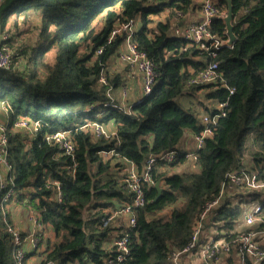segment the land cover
<instances>
[{"label":"trees","instance_id":"1","mask_svg":"<svg viewBox=\"0 0 264 264\" xmlns=\"http://www.w3.org/2000/svg\"><path fill=\"white\" fill-rule=\"evenodd\" d=\"M205 1L0 0L2 28L13 13L38 18L31 37L1 39L14 66L0 69V103L10 107L11 166L6 185L0 188V230L15 227L8 209L15 202L40 215L43 229L38 235L45 238L23 260L36 255L39 264H106L115 256L116 239L128 236L131 255L124 264H173L172 252L189 244L204 206L223 188L227 197L210 214L204 232L231 240L240 231L262 229L261 221L238 229L243 201L259 202L264 219V199L262 193L247 190L249 199L243 195L246 199L234 203L228 194L236 186H230L228 176L244 168L264 181V0H233L236 40L231 46L224 43L229 38L224 20L227 1L212 0L219 11L210 31L220 41L218 47L211 40L197 44L174 34L184 16L202 9ZM131 20L140 23L134 38L154 62L157 78L152 93L127 114L105 103L108 88L127 87L126 69L111 65L125 34H112ZM213 62L219 67L216 82L187 86ZM103 71L108 85L100 82ZM205 87L204 110L214 114L216 105L226 102V115L198 151V170L179 172L188 152L179 142L186 132L199 134L203 126L199 116L177 99ZM23 117L39 122L33 135L12 129ZM95 123H112L117 137H97ZM58 131H67L74 142L72 155L63 154L47 139ZM109 150L115 153L105 160L101 152ZM172 150L178 152L177 160L166 167L159 162L153 183L144 186L146 203L137 212L136 225L104 227L111 211L132 201L123 180L127 168L123 159L141 171L151 155ZM159 180L163 191L155 200ZM10 189L13 198L3 204ZM167 207L171 211L166 216H157ZM50 229L52 235L45 237ZM10 236L6 231L0 234V264H6L3 248ZM236 254L233 248L220 258L235 264ZM45 256L47 260L42 259Z\"/></svg>","mask_w":264,"mask_h":264},{"label":"built area","instance_id":"2","mask_svg":"<svg viewBox=\"0 0 264 264\" xmlns=\"http://www.w3.org/2000/svg\"><path fill=\"white\" fill-rule=\"evenodd\" d=\"M218 11V7L214 1L206 0L202 8L203 18L200 21L190 22L185 26H176L174 28V34L197 44L202 43L204 40H211L213 42L212 46L218 47L220 45V41L215 39L210 31L211 22L215 18V16L218 15ZM136 30L137 21L131 20L129 22L120 24L112 34V37L116 34H125L122 48L118 53L119 59L123 64H125L130 74L141 76L142 95L136 102L132 104H123V101L129 95V88L124 87L121 90L120 104L114 98L112 88L110 87L107 89L106 95L109 100L105 103V106H114L127 114H131L132 107L135 104L140 103L145 96H148L152 93L157 78L154 62L149 58L145 51L140 49L138 43L135 41L134 37ZM7 37L8 36L0 37V69H10L14 66L13 57L9 50V47L6 44L1 43V39H6ZM100 53H102V49L98 50V54ZM218 69L219 67L217 62L209 64L196 76L191 78L188 81L187 86L196 87L216 82L219 77ZM100 82L108 85V79L106 78L104 71L100 76ZM226 105V102H220L216 105V112L214 114L209 113L202 117L201 124L203 126V129L199 134H194V148L191 151L186 152V162L190 164V167L192 165L198 166V151L204 147L206 140L213 136L219 118L226 115ZM38 127L39 122L31 120L28 117L18 119L12 125L13 130L21 129L26 131L27 133H30L31 135L38 131ZM107 128L109 127L104 124H94V131L97 137H117V130L115 128H110V131H108ZM7 132V124L0 125V171L6 170L8 177L11 166L8 160L9 139ZM47 139L53 140L56 146L63 152V154L72 155L75 152L74 142L70 139L67 131H58L54 135L49 136ZM103 152L112 155H114L115 153L114 150ZM177 157L178 152L176 150L166 152L160 156L151 155L141 171H139V169L133 162L127 159H123V161L127 163V168L123 180L126 184L127 189L131 193L132 201L120 209L111 211L107 215V218L104 219L103 226L107 227L111 225L110 223H116L118 218H126V226H135L137 223V212L146 203V193L144 186L153 183L152 175L154 168L157 167L159 162L164 163L165 167L170 166L177 160ZM228 178L230 186L242 188L244 189V191L251 189L248 191H258L264 194V189L253 187L254 185L264 184V181H262L255 173H250L244 168L229 173ZM5 185L6 183H3L0 177V188ZM226 197L227 193L223 188L220 195L215 200L206 203L199 219L194 226L193 236L189 244L179 251L172 252L171 257L173 264H182V257L184 256H194L198 260L197 264H213L220 259L222 253L228 255L230 252H232L233 248L237 251L238 264H264V258H260L256 261H253L252 259V256L255 254L256 250L261 248V236L257 233L264 232V226L260 230H251L249 232L240 231L239 234L231 240H226L224 238L216 239L213 237H207V239L204 241L201 240L204 233V226L207 223L210 214L225 201ZM12 198L13 190L10 189L5 193L3 204L9 203ZM251 202L252 205H254L252 211H250V213H248L247 215L244 212L243 215V217H245V223L247 227L254 226L258 221L264 222V219L261 217V204L259 202L257 203L256 201ZM28 211L34 225L33 231L23 236L19 230L14 228L17 231V235L22 242L27 241L30 237L34 238V236H39L38 232L43 229L40 215L33 210ZM249 220H251L252 223H249ZM118 225L122 226V224L119 222ZM240 235H243L245 239L249 240V243L247 245L245 244V239H239L238 243L235 242ZM253 244L256 245L255 249H252ZM34 245L35 246L31 249L35 250L38 246V242H36L35 240ZM114 246L116 251L115 256L108 258L106 264H124L131 255L128 236H121L116 239ZM15 247L19 248L20 245H15ZM125 249L127 251H125ZM249 249H252V251H248ZM26 253L27 251L25 252V254ZM48 264L55 263L50 262Z\"/></svg>","mask_w":264,"mask_h":264},{"label":"rangeland","instance_id":"3","mask_svg":"<svg viewBox=\"0 0 264 264\" xmlns=\"http://www.w3.org/2000/svg\"><path fill=\"white\" fill-rule=\"evenodd\" d=\"M226 14H225V16H226ZM10 18H12V19L9 21V23L7 24V26L5 28H2L0 26V32H1L0 37L1 36H8L9 38L12 37L14 39L19 38V37H21V38L25 37L27 39L28 37H31L33 35L34 29L36 28V25L38 24V18L36 17L35 14H32V13L28 14V15L21 14V17H17V15L15 13H13L10 16ZM198 21H200V20H198ZM139 25H140V23L137 21V27ZM29 33H32V34L29 35ZM113 67H115V64ZM202 90L201 91L197 90V91H195L194 94L181 95L177 99V102L182 107L188 108V109L192 110L194 113H196L199 116L200 122H202V117L204 115L209 114V111H207L206 109L204 110V105L208 102L206 99V96L204 94V92L206 91V87ZM125 102H126V99L123 101V104H125ZM9 109H10V107L7 106L6 103H0V125H6L7 124V119H8L9 113H10ZM19 130H21V129H19ZM107 130L110 131V127L107 128ZM24 132L27 133L26 131H24ZM189 135H190V132H186L184 137L179 142V147H184L186 141H188V139H189V137H188ZM101 155L105 160H107L108 158H110L112 156V154H108L105 152H101ZM183 165H180L178 167L179 172H182V171L190 172V171H194V170L198 169L197 165H192L190 168L184 167ZM187 165H188V163H187ZM124 174H125V172H124ZM0 177H1V181L3 183L7 182L6 170L0 171ZM233 190L234 191L232 193L228 194V196L231 197L232 201L235 203V202H238L237 201L238 197L245 195L246 191H244V189L238 188V187L234 188ZM245 199H246V197H245ZM250 204H251V201L243 202V205H242L243 206V212H245L247 209H249L248 206ZM170 211H171V208L167 207L162 211L156 212V214H157V216H166V214H168ZM118 222L121 223L122 225L127 223L124 218H118L116 223H113V224L110 223V224L113 226H115V225L119 226ZM41 247H43V245ZM186 258L187 257H182L183 264L186 261ZM27 262H28V264H35V262L32 261L31 258H29ZM39 262H40V259L37 262V264H39Z\"/></svg>","mask_w":264,"mask_h":264},{"label":"crops","instance_id":"4","mask_svg":"<svg viewBox=\"0 0 264 264\" xmlns=\"http://www.w3.org/2000/svg\"><path fill=\"white\" fill-rule=\"evenodd\" d=\"M165 15L166 14H163V17ZM202 18H203L202 9H197V10L189 13L188 15H185L183 20L181 21L182 22L181 24H184V26H185V25H188L190 22L198 21V20H201ZM114 64H115L116 69H118L119 71L126 69V71H125V75H126L125 85H127V87L129 88V95L126 98L125 104L129 105V104L136 102L140 98V95H142L141 94V76L130 74V72L127 70L125 64H123L120 61L119 56H116L112 59L111 65L114 66ZM113 95H114V98L117 100V102L120 103L121 102V91L119 89H116L113 91ZM106 126L112 128V129L115 128L112 123L106 124ZM188 137H189L188 141H186L184 147H181V148L186 149L188 151H191L194 148V138H193L194 135L192 133H190V135ZM183 166L190 168V164L187 165V163L184 164ZM244 196H246V195H244ZM244 198L245 197H238L237 201L240 202V200L242 201ZM253 207H254V205H252V202H251V204L248 206L249 209H247L245 211V213H247V214L250 213V211H252ZM8 209L10 211L11 218L13 220V223H14V226L16 229L23 231L25 233H30L33 231L34 225H33V222L31 220V217L29 216V211L23 205L12 202L11 204L8 205ZM124 219H126V218H124ZM245 227H247V225L245 223V217H243V220L240 223V226L238 227V229L242 230ZM52 233H53V231L51 229L48 230L45 233V237L51 236ZM207 237H209V235L204 232L202 235V240L206 239ZM261 238H260V240H261ZM31 253H32V251H31ZM30 258L32 259V261L35 262V264H37V262L39 261V257H37L36 255H32ZM197 263H198V260L194 256H187L186 261L184 262V264H197ZM213 264H225V260L223 258H220L218 261L214 262ZM235 264H238V255L237 254H236V258H235Z\"/></svg>","mask_w":264,"mask_h":264},{"label":"clouds","instance_id":"5","mask_svg":"<svg viewBox=\"0 0 264 264\" xmlns=\"http://www.w3.org/2000/svg\"><path fill=\"white\" fill-rule=\"evenodd\" d=\"M253 187L264 189V184L254 185ZM248 190H251V189H248ZM261 199H264V194H262ZM249 223H252V221L249 220ZM3 231L11 233V236L5 241V246L3 248V259L6 261V264H28L26 260H23V257L26 251H29L32 247L35 246L34 240L38 243L45 242V238L43 236H34V238L30 237L27 241L22 242L19 239V236L17 235V231L12 226H8L0 230V234H2ZM257 234L262 237L260 240L261 248L256 250L255 254L252 256L253 261H256L260 258H264V232H258ZM239 239H245V238L243 237V235H240L235 242L238 243ZM248 243H249V240L245 239V244L247 245ZM15 245H20V247L16 248ZM54 245H55V242H53V246ZM255 248H256V245L253 244L252 249H255ZM252 249H249L248 251H252ZM39 251H43V249L41 248L39 249ZM125 251L127 250L125 249ZM42 259L47 260V257L46 256L42 257ZM169 259H171V257H169Z\"/></svg>","mask_w":264,"mask_h":264},{"label":"water","instance_id":"6","mask_svg":"<svg viewBox=\"0 0 264 264\" xmlns=\"http://www.w3.org/2000/svg\"><path fill=\"white\" fill-rule=\"evenodd\" d=\"M226 1L228 4V9H227L226 16H224V20L226 23V29H227V33H228L229 38L227 41H225V44L231 46L234 44V42L236 40V35L234 32V23H233V21H234V4H233V0H226ZM160 183H161V181L159 180L155 184V187L158 190V195L155 198V200H157L161 196L162 191H163V188L160 186Z\"/></svg>","mask_w":264,"mask_h":264}]
</instances>
